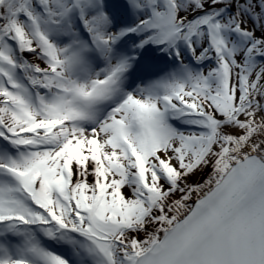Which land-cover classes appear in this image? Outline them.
<instances>
[{"label":"snow or ice","instance_id":"6c2138e0","mask_svg":"<svg viewBox=\"0 0 264 264\" xmlns=\"http://www.w3.org/2000/svg\"><path fill=\"white\" fill-rule=\"evenodd\" d=\"M0 264H264V0H0Z\"/></svg>","mask_w":264,"mask_h":264}]
</instances>
